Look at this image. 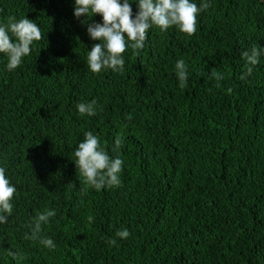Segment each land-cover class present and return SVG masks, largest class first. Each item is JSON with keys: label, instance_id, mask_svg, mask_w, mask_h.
Instances as JSON below:
<instances>
[{"label": "trees", "instance_id": "obj_1", "mask_svg": "<svg viewBox=\"0 0 264 264\" xmlns=\"http://www.w3.org/2000/svg\"><path fill=\"white\" fill-rule=\"evenodd\" d=\"M73 10V0H0V23L26 17L44 33L14 71L0 54V167L17 188L0 264H264V56L240 78L242 53L264 47V0H210L194 35L153 28L138 55L123 54V72L99 74ZM93 99L97 115L81 116L76 105ZM88 131L124 161L119 187L92 188L72 161ZM48 209L39 237L53 250L31 237Z\"/></svg>", "mask_w": 264, "mask_h": 264}, {"label": "clouds", "instance_id": "obj_2", "mask_svg": "<svg viewBox=\"0 0 264 264\" xmlns=\"http://www.w3.org/2000/svg\"><path fill=\"white\" fill-rule=\"evenodd\" d=\"M136 5L133 12L132 4ZM210 7V0H202L198 5L195 0H73V16L76 19L84 17L82 23L86 25L89 39L95 41L91 50L87 51L86 62L88 70L93 74L111 70L123 72L125 65L124 53L130 48L137 55L145 47L149 30L159 29L167 32L175 28L179 32L192 36L197 32L198 16ZM99 16L100 22H89ZM44 38L40 26L26 17L17 20L10 17L7 23H0V54L7 57L6 69L11 72L18 69L25 57L31 55L35 42ZM264 56V47L256 46L242 53V58L248 65L245 74L240 78L246 79L253 71V67ZM174 71L180 88L188 84V65L184 59L175 62ZM222 80V75L216 76ZM232 89H228L231 93ZM77 111L81 116L93 117L97 115V101L78 103ZM129 114L128 119H131ZM122 140L117 137L112 149L119 153ZM76 168L84 182L96 190L106 187H119L124 161L119 157L110 156L109 151L101 146L100 137L92 131L84 134L74 151ZM17 188L6 175V169L0 167V225L6 224L13 214V198ZM53 209L38 213L31 225V237L39 239L41 245L49 250L55 249L53 239L40 238L42 225L55 217ZM130 235L124 228L116 232L120 239ZM111 245L116 239L109 241ZM8 255L14 259H22L12 250Z\"/></svg>", "mask_w": 264, "mask_h": 264}]
</instances>
